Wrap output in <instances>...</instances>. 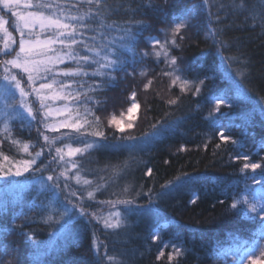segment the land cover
<instances>
[{"label":"trees","instance_id":"obj_1","mask_svg":"<svg viewBox=\"0 0 264 264\" xmlns=\"http://www.w3.org/2000/svg\"><path fill=\"white\" fill-rule=\"evenodd\" d=\"M76 3L80 8H72L74 15L91 10L83 21L89 26L78 39L100 48L118 40L124 29H131L137 33L134 50L138 56L151 53L149 38L175 39L170 53L182 69L181 76L200 85V91L196 87L181 91L180 85L172 84L171 76L164 75L168 70L154 55L111 77L92 75L96 66L83 62L79 66L89 75L57 76V80L83 85L72 84V88L84 94L81 102L85 95L91 98L87 107L100 117L98 127L106 132V143L124 145L95 149L78 159L79 174L93 183L73 184L74 191L69 193L74 196L62 188L49 189L55 183L47 180L52 176L50 170L36 172L37 167L50 164L40 136L42 126L36 121H11L9 138L0 122V153L9 157V161L0 157V163L6 167L14 171L15 163L35 159L43 148V157L36 160L30 174L8 178L26 187L5 193V181L0 179V239L14 253L8 259L19 264H236L235 258L225 259L217 253L231 246L237 236L250 243L260 229L259 221L247 219L231 205L244 192L245 183L252 184L250 177L259 176L264 169V138H259L264 136V0H103L99 16L97 7L86 0H68V7ZM185 15L189 16L184 21L188 26L173 37L170 28ZM80 54L93 55L86 49ZM68 66L77 65L66 61L57 68ZM148 81L151 87L147 89ZM133 92L139 95L138 119L133 128L121 132L109 125V117L132 105ZM217 97H226L219 111L212 102ZM170 100L176 103H168ZM63 103L57 101V105ZM79 110L84 112L83 107ZM249 116L259 117L260 126ZM220 131L230 139L222 140ZM14 140L28 144L29 152H23ZM244 155L248 161L237 158ZM245 162L260 163L262 168L255 173L241 171ZM97 185L102 186L99 191H95ZM88 191H94V198L87 196ZM117 200L134 201L115 207L131 209L124 227L105 229L98 220L76 217L79 207L95 213L101 203ZM65 204L76 206L67 224L56 212L57 207L63 211ZM95 232L99 234L98 252ZM157 235L159 238H153ZM171 246L179 247L182 254L170 260L174 255ZM109 256L115 261H109Z\"/></svg>","mask_w":264,"mask_h":264},{"label":"snow or ice","instance_id":"obj_2","mask_svg":"<svg viewBox=\"0 0 264 264\" xmlns=\"http://www.w3.org/2000/svg\"><path fill=\"white\" fill-rule=\"evenodd\" d=\"M167 3V0H165ZM206 2V0H205ZM88 5H95L98 9L96 15L101 14V6L103 0H86ZM72 8L79 11L80 4H72L71 8L68 7V0H0V13L5 10L7 14L14 17L12 22L11 30H9V20L0 16V66L3 71L0 72V80L4 83L0 84V122L3 123V132L9 134L10 138V122L19 120L24 122L25 120L31 124L33 121L43 124L45 129L52 132H58L60 129H70L76 135L65 133L60 137L50 138L48 135L43 136V140L46 144L54 145L57 140L63 143L62 147H56L54 149L56 155L53 157L54 160L63 162L66 166L65 171L61 173L67 179H69L67 173L70 165L71 169H77L80 167L75 160H65V157H75L78 154L89 152L93 149L111 147L113 149H119L124 147L121 144L108 145L106 143L107 134L104 131L99 130L98 125L100 124V117L96 116L95 113L87 107V101L90 97L85 95V101L81 102V96L84 95L79 90L72 88V84H79L78 81L72 80L70 82L57 80V76L63 77H76V76H87L89 73L85 71L79 65L81 62L89 65L90 67L95 65L96 69L92 73L94 76H108L111 77L113 72L127 71L128 65L135 67L137 64H143L144 57L154 55L159 57L161 53L165 56V62L172 68L171 72H165L166 76H174L172 84H176L177 81L181 82V91L184 90V86L190 82L183 80L181 75L176 73L182 72L177 59L175 57L168 56L167 46L169 44L176 45V40L167 38L161 45V51H156L155 44H160L161 41L155 38H149V43L153 44V51L140 53L139 56L134 50L137 43V33H133L131 29H124V35H121L119 39H112L109 43L103 47L97 48L89 45V43L83 39H78L84 35V28L89 25L83 23L86 18L90 17L91 10L83 13L82 15L72 14ZM163 11L164 9L160 8ZM189 16L178 17L177 23L170 28L173 37L177 36L182 29L188 25L184 22ZM103 25H101L102 27ZM13 33H18V39ZM209 34L213 35V30H209ZM165 36L167 34L165 33ZM95 40V37H92ZM81 49H86L88 53L93 55H81ZM107 49V51H105ZM104 53L101 56V53ZM94 56H101L100 60L94 59ZM7 57H11L8 59ZM114 57V58H113ZM101 60L103 63H101ZM66 61H73L77 65L76 67L68 66L62 70L58 69L57 66L65 64ZM12 69H19L22 75L14 73ZM110 70V71H108ZM142 76L146 75L145 72L140 73ZM26 77V78H25ZM39 84L37 86V82ZM203 84V81H200ZM27 85V89L24 85ZM151 85V81H148L144 87L147 88ZM83 87L82 84H79ZM94 91V89H89ZM199 93L200 88L195 89ZM17 93L18 97L17 98ZM35 95L36 102L39 107L34 108L27 100V97ZM136 93L133 92L131 99L133 101L128 112L131 113L133 109L138 108L139 105L135 101ZM51 101V103H49ZM57 101H64L60 106H53ZM215 105V110L219 111V105L226 102V97H217L212 101ZM170 104H175V100L168 101ZM84 108V112H80V108ZM24 113H27L25 116ZM53 116H65L63 120H51ZM92 116L93 119L89 120L88 117ZM30 118V119H29ZM209 119L213 121L211 113H209ZM110 126H114L117 130L123 132L124 128L119 120L113 117L108 121ZM132 123L128 124V128H132ZM155 127V126H153ZM92 129V131H88ZM219 136L222 140L228 141L230 137L224 135L223 131H220ZM88 136L94 138H100L99 140L93 139L89 141ZM75 139L77 143L83 145V147H73L71 143L65 141ZM128 139H134L128 137ZM234 144L235 140L232 141ZM13 144H17L21 147L25 153L29 152V145L21 143L20 141H12ZM129 148H134L135 145H128ZM264 148V145L261 146ZM66 149V151H65ZM53 149L49 147V154ZM43 155V148L35 153V156L39 158ZM3 161H9L8 156H4L0 153ZM238 159L245 161L249 160L247 155L242 157L238 156ZM36 164L35 159L21 160L15 163L12 168L6 167L3 163H0V179L5 181L3 190L8 193L12 189H22L26 185L21 184L20 181H12L8 178L11 176L20 177L25 173H30L33 170V165ZM260 163H247L245 162L242 166L241 171L251 169L253 173L257 169H261ZM37 167L36 171H39ZM148 174L151 175L149 169ZM77 183H81V177L77 173L74 177ZM246 180L249 177L245 178ZM252 184L245 183L244 192L240 195L236 202L232 203V209H238V211L247 219L252 221H259L260 229L256 233V238L250 243L247 240H241L238 236L232 241L231 246L222 248L217 255L227 259L233 257L236 260V264H264V169H262L259 176L253 175L250 177ZM48 181H52L53 177L49 175ZM83 183L90 185L92 182L83 180ZM260 185L259 188L253 185ZM65 188L68 184L65 183ZM101 185H97L95 191H99ZM50 190L60 191V185L53 183L49 186ZM127 191V189H124ZM75 195V193H71ZM94 191H88L87 196L94 198ZM67 200L68 198L65 197ZM58 203V201H57ZM71 203V201H69ZM112 207L116 204L132 205V200H117L107 201ZM149 200V205H151ZM238 205L240 207L238 208ZM7 202L5 201V208ZM63 211L57 207L56 212L62 219L64 224H67L72 219L73 208L76 206L73 204L72 207H68L66 204L62 205ZM145 206H141L143 208ZM131 209L126 208L124 211L128 212ZM149 211L151 208L149 207ZM81 215L86 214L83 208L79 209ZM251 213L252 215H249ZM91 215H95L92 213ZM109 218L114 219H103V223L106 228L117 229L123 223L121 211L117 210L109 212ZM66 218V219H64ZM10 231L8 229L5 230ZM153 238H159L158 235ZM167 247V245H165ZM174 247V255H170L169 259H174L175 256L181 255L179 248ZM10 255L14 256V253L10 252L7 243L3 239H0V264H19L15 259H8ZM164 253L160 252V256ZM109 261H115V257L109 256Z\"/></svg>","mask_w":264,"mask_h":264},{"label":"rangeland","instance_id":"obj_3","mask_svg":"<svg viewBox=\"0 0 264 264\" xmlns=\"http://www.w3.org/2000/svg\"><path fill=\"white\" fill-rule=\"evenodd\" d=\"M0 16H3V18H5V19H8L9 20V30H11V26H10V20L12 19V22H13V20H14V17H11L9 14H7V12H6V10L3 12V13H0ZM12 24V23H11ZM13 35L14 36H16L17 37V39H18V33H13ZM152 38H155V39H158V38H156V37H152ZM158 40H160V39H158ZM161 41V43L160 44H155V49H156V51H161V45L163 44V42L164 41H162V40H160ZM150 45H151V47L152 48H150L151 49V52L153 51V44L152 43H150ZM172 45L171 44H169L168 46H167V50H168V56L169 57H172V55H171V53H170V47H171ZM156 57V56H155ZM8 59H10L11 57H7ZM156 59L158 60V62H160V63H162L164 66L163 67H166V69L168 70V72H171L172 71V68L165 62V56L163 55V53H161V55L159 56V57H156ZM59 66V65H58ZM57 66V67H58ZM12 71L14 72V73H17L18 75H22L21 73H20V70L19 69H12ZM177 75H181V72L180 73H176ZM26 78V77H25ZM181 78L183 79V80H186L183 76H181ZM172 79H174V76H171V81H172ZM187 81H189V80H187ZM190 83L189 84H187V85H185L184 87H187V88H189V87H199L200 88V85H198V84H196V83H194V82H191V81H189ZM2 83H4L2 80H0V84H2ZM176 84H178V85H180L181 86V82L180 81H177L176 82ZM25 86V88L27 89V85L25 84L24 85ZM153 86V85H152ZM149 87H151V85L149 86ZM149 87H147V89L149 88ZM154 89V88H153ZM139 95L138 94H136V96H135V101L137 102V101H139L138 100V97ZM17 97H18V93H17ZM19 98V97H18ZM27 100H28V102L30 103V104H32L33 105V107L34 108H38L39 107V105H38V103L36 102V97H35V95H31V96H29V97H27ZM132 103H133V101H131ZM49 103H51V101H49ZM138 103V105H139V102H137ZM54 107L55 106H60V105H57V102L55 103V105H53ZM131 107V105L129 106V108ZM140 107V106H139ZM139 107L138 108H135V109H133V111L131 112V113H129L128 112V109H126V110H123V111H120V112H116V113H111L110 114V117H109V121L113 118V117H115L117 120H119L120 122H121V124H122V126H123V128H124V131L125 130H130L131 128H128V124L129 123H132L133 125L135 124L134 122H136L137 121V119H138V113H139V111H140V109H139ZM63 119H65V116H53V117H51V120H53V121H56V120H63ZM40 124V123H39ZM39 126H42L41 128H42V130H41V132H40V136H41V138H42V142H43V146H44V148H45V151H44V153H45V156L46 157H48V161L50 162V164L49 163H47L46 165H45V167H43V166H41V168H40V170L39 171H36L37 173L38 172H40V171H42L43 169H45V170H50L49 172L52 174V177L54 176V181H55V183H58L59 185H60V189L62 188V190H65L66 191V193L69 195V196H71V194L69 193V192H73L74 191V185L73 184H76L77 182H76V180L74 179V178H71V177H74L77 173L79 174V170H78V168L77 169H71L70 168V165L69 166H67L68 168H69V170H68V173H67V175H68V177H69V179H67L66 180V178L64 177V176H62L61 175V173L63 172V171H65V165L63 164V162H59L58 160H54L53 159V157L56 155V153H55V151H54V149L56 148V147H62L63 146V143L62 142H60L59 140H57V142L54 144V145H49V144H46V142L43 140V136L44 135H48L50 138H52V137H60L61 135H63V134H65V133H68V134H71V135H73V136H75V133L74 132H72V130H70V129H60V131H58V132H52V131H50V130H48V129H45L44 127H43V124H40ZM114 127V126H113ZM115 128V127H114ZM133 128V127H132ZM66 143H71L72 144V146L73 147H83V145L82 144H80V143H77L76 142V140L75 139H73V140H68V141H65ZM49 147H51L52 149H53V151L51 152V154H49ZM93 150H95V149H93ZM93 150H90L89 152H91V151H93ZM65 151H66V149H65ZM89 152H86V153H83V154H78L77 156H75V157H71V158H69V157H65V160H68V159H71V160H75V161H77L78 162V159H80V157H83V156H86ZM41 157H43V155H41L39 158H41ZM39 158H35V160H37V162H38V160H39ZM37 162H36V164H37ZM36 164H34L33 165V167H35L36 166ZM79 164V163H78ZM31 173V172H30ZM30 173H25V175H27V174H30ZM80 175V177H81V183H83V180H88V181H91L92 183H93V181L92 180H89L88 178H83V176L81 175V174H79ZM65 183H67L68 184V187L67 188H65L64 187V185H65ZM91 183V184H92ZM84 184V183H83ZM90 184V185H91ZM89 186V185H88ZM68 196V197H69ZM116 206H118V204H116ZM115 206V207H116ZM115 207H112L110 204H108V203H101L100 204V210H98V211H95V213L94 212H92V213H94L95 215H91L92 213H89L88 211H85V213L86 214H84V215H81L80 214V212H79V209H80V207H79V209H77L78 211H77V215H76V217H77V219H83V221L84 220H86V218H88V222H90L89 220H98L100 223H101V225H103L104 227H105V225H104V223H103V219H114V217L113 218H109V212H114V211H117V210H119V211H121V213H122V216H121V219H122V221H123V223L121 224V226L119 227V228H121V227H124L125 225H127L128 224V219H130L129 217L131 216V212H125L124 210H121V209H117V208H115ZM108 211V212H106V211ZM103 218V219H102ZM89 226H91V229H94L95 228V224L93 223V222H91L90 224H89ZM105 229H110V228H106L105 227ZM112 229V228H111ZM64 235H66L67 236V234H65V233H63ZM98 233L97 232H95L94 233V248H95V251H97V250H99L100 249V243H99V241H98ZM176 247V246H175ZM171 248V252H173L174 251V247L173 246H171L170 247ZM176 248H179V247H176ZM180 249V248H179ZM180 251H181V249H180ZM98 252V251H97Z\"/></svg>","mask_w":264,"mask_h":264},{"label":"bare ground","instance_id":"obj_4","mask_svg":"<svg viewBox=\"0 0 264 264\" xmlns=\"http://www.w3.org/2000/svg\"><path fill=\"white\" fill-rule=\"evenodd\" d=\"M162 64V63H161ZM163 65V64H162ZM223 106V104H220L219 105V108L220 107H222ZM258 118L259 117H257V116H249V119L252 121V122H254L255 123V126H260V124H259V122H258ZM262 126H264V125H262ZM260 139H263L264 138V136H261V137H259ZM259 139V140H260ZM262 142H264L263 140H261Z\"/></svg>","mask_w":264,"mask_h":264}]
</instances>
